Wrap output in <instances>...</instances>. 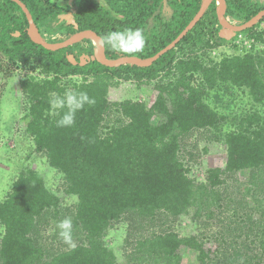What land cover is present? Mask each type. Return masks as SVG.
Wrapping results in <instances>:
<instances>
[{"label": "trees", "instance_id": "1", "mask_svg": "<svg viewBox=\"0 0 264 264\" xmlns=\"http://www.w3.org/2000/svg\"><path fill=\"white\" fill-rule=\"evenodd\" d=\"M23 1L48 34L77 31L74 24L61 20L64 9L52 0ZM202 1L106 0L102 5L83 0L73 17L79 30L92 29L101 37L141 29L143 50L121 53L105 44L106 53L111 59L149 57L183 31ZM228 3L229 15L238 23L263 8L255 0ZM261 23L239 32L259 44L245 50L233 42V52L216 61L209 51L228 41L219 35L215 0L176 47L151 66L108 67L94 58L96 44L90 39L56 51L35 43L21 7L13 0H0V70L6 59L32 71L20 80L26 96V132L35 151L64 176L63 193L77 198L75 207L63 208L61 196L48 188L38 171H21L0 200V264H118L105 237L121 223L127 226L126 249L136 264H184L185 249L197 252L193 264H264V188L258 185L264 172ZM70 54L77 64L68 59ZM84 54L89 58L82 65ZM117 80L139 86L153 83L158 95L151 104L131 98L111 101L109 91ZM69 88L86 92L95 103L77 111L73 125L59 127L57 121L67 108L52 115L50 101ZM236 90L252 102L250 109L236 112L228 122ZM155 116L161 117L157 124L152 122ZM197 129L214 132L228 145L225 166L209 168L203 181L190 175L193 165L186 147ZM242 170L250 171L247 191L252 205L239 203L224 188L229 177ZM230 206L235 208L232 213ZM187 215L198 222L199 231L187 234L175 228ZM66 217L73 221L74 248L64 243L55 227ZM48 229L50 234L43 235Z\"/></svg>", "mask_w": 264, "mask_h": 264}, {"label": "rangeland", "instance_id": "2", "mask_svg": "<svg viewBox=\"0 0 264 264\" xmlns=\"http://www.w3.org/2000/svg\"><path fill=\"white\" fill-rule=\"evenodd\" d=\"M57 5L64 9L63 14H74L78 5L83 4V0H52ZM99 4L106 5V0H93ZM264 27V22L260 24L259 29ZM65 32H55L46 35V38L53 40H63L67 38ZM46 39V40H47ZM97 44V43H96ZM229 53L233 51L231 46L226 45ZM259 49H264V45L259 46ZM206 50V49H205ZM2 69L0 70V200L7 197L12 189L13 182L18 177L19 173L29 168L35 169L44 178L48 188L54 193L61 196V205L63 208L75 207L77 198L63 193L64 176L48 163L46 156L43 153L35 151L34 141L26 132L27 119L26 99L20 88V80L28 77L32 71L27 66H16L9 64L6 60L1 61ZM35 76L40 72L34 71ZM73 79V78H72ZM170 78H166L168 81ZM71 79L67 78V83L71 84ZM158 80V79H157ZM156 81V80H155ZM241 94V92H240ZM158 95V87L152 83L148 86H139L136 81L117 80L113 83L109 91L111 101H123L125 99H142L149 104L153 103ZM235 109L229 113V109L223 106L224 113H229V121H232L234 114L243 112L244 109H250L251 97L247 94L239 96V90L235 91ZM260 108V107H255ZM264 115V106L260 109ZM112 116L116 113L113 111ZM161 121L160 116L152 118L154 124ZM226 128V127H225ZM221 137H217L214 132H207L202 129L194 131L186 141L187 151L189 154V165H193L191 176L197 181H203L205 178L204 172L209 168L224 167L227 159L228 145L224 143ZM197 164V165H195ZM199 168V170H197ZM263 175L261 176V174ZM260 174L261 179H258V185L264 188V172ZM250 171L242 170L234 173L229 177L224 188L232 192L233 197L239 203L243 201L253 204L252 194L247 191L250 183ZM254 192V190L252 191ZM228 212H234L235 208L230 206ZM242 211H239V213ZM52 226L54 224L52 223ZM198 222L191 218L190 215L183 216L175 225V228L183 233H194L199 231ZM219 226H217L218 228ZM3 228H0V232ZM51 229L43 231V235L50 234ZM127 226L124 223L118 225L117 228L110 229L105 237L106 244L114 250L117 256L118 264H136L135 260L129 256L126 246ZM197 252L194 250H183L184 264H193L196 259Z\"/></svg>", "mask_w": 264, "mask_h": 264}, {"label": "water", "instance_id": "3", "mask_svg": "<svg viewBox=\"0 0 264 264\" xmlns=\"http://www.w3.org/2000/svg\"><path fill=\"white\" fill-rule=\"evenodd\" d=\"M15 1L24 11L26 14V17L29 22V34L31 39L37 43L42 45L48 50L56 51L59 49H63L69 46H73L79 42L84 41L85 39H90L97 45H95V52H94V58L97 59L101 64L108 66V67H121L125 65H138V66H151L153 63H155L162 55H164L169 50L176 47V45L183 39V37L188 34L190 30L193 29V27L202 19V17L205 15L206 11L208 10L209 6L214 0H203L200 9L195 14L193 19L189 22V24L183 29V31L167 46H165L163 49H161L159 52H157L153 56L149 57H141L138 55H130V56H122L117 59H111L107 56L106 53V47L105 43L101 42V35H99L96 31L92 29H84L79 30V25L74 19L73 15L70 13H66L61 15L62 20H68L72 24H74L77 31L67 38L58 41V42H50L46 40L40 33L39 28L34 21V18L25 2L23 0H13ZM166 1V0H165ZM219 14H220V23L222 26L221 36L224 38H230V34L232 33H238L240 31H243L245 29L251 28L258 24L261 19L264 17V9L259 11L254 17H252L250 20L246 21L245 23L239 24L237 27H233L231 24L228 23V16H229V3L228 0H223L222 4L219 8ZM89 56L86 54L81 56V62L80 64L85 65L88 61L87 59ZM68 59L74 63L77 64V60L75 59L73 54L68 55Z\"/></svg>", "mask_w": 264, "mask_h": 264}, {"label": "clouds", "instance_id": "4", "mask_svg": "<svg viewBox=\"0 0 264 264\" xmlns=\"http://www.w3.org/2000/svg\"><path fill=\"white\" fill-rule=\"evenodd\" d=\"M101 42L109 45L114 51H119L121 53H135L143 50L146 39L141 29L128 28L122 31L109 32L106 36L101 37ZM8 63L10 64V62ZM94 103V99L90 98L86 92H76L69 88L64 92L63 96H54L51 99V114L57 115V110L67 108V112H65L57 121V126L68 127L73 125L77 111L83 109L85 104ZM55 227L59 230V237L64 241V243L74 248L75 243L72 238V219L70 217H66L58 221Z\"/></svg>", "mask_w": 264, "mask_h": 264}, {"label": "built area", "instance_id": "5", "mask_svg": "<svg viewBox=\"0 0 264 264\" xmlns=\"http://www.w3.org/2000/svg\"><path fill=\"white\" fill-rule=\"evenodd\" d=\"M237 22H235L236 24ZM235 37H238L237 39H235ZM236 43L239 45V47L241 49H245V50H249L253 44H259L257 43V41L255 40V38L252 37H248L247 35H244L243 33H239L237 35L234 36V38L229 39L228 42L226 43H221L218 46H214V48H212L209 53L211 54V56L216 60V61H220L222 56L225 53H229L226 49V45L231 46V48L233 49L234 47H232V43ZM233 52V51H232Z\"/></svg>", "mask_w": 264, "mask_h": 264}, {"label": "flooded vegetation", "instance_id": "6", "mask_svg": "<svg viewBox=\"0 0 264 264\" xmlns=\"http://www.w3.org/2000/svg\"><path fill=\"white\" fill-rule=\"evenodd\" d=\"M165 1V0H164ZM215 1V0H214ZM256 2H258L259 4H263L262 6H263V8L262 9H264V0H255ZM24 2V1H23ZM216 3H217V5H218V15H219V20H220V14H219V8H220V4H219V2H218V0H216ZM22 9V8H21ZM24 12V11H23ZM15 13H18V14H20V12L19 11H15ZM63 15V14H62ZM228 23L229 24H231L233 27H237L239 24H242V23H238V20L237 19H235V18H232L230 15L228 16ZM262 19H264V17L262 18ZM261 19V20H262ZM62 20V19H61ZM35 21V20H34ZM66 22H69L68 20H66ZM235 22H237L236 24H235ZM29 23V22H28ZM69 23H71V22H69ZM259 23H261V21L259 22ZM258 23V24H259ZM263 23V22H262ZM37 24V23H36ZM72 24V23H71ZM221 24V23H220ZM38 26V28H39V31H40V33H41V35L45 38V39H47L46 38V35L48 36V33L47 32H45L44 31V29L42 28V27H40L39 25H37ZM27 31H28V33H29V25H28V27H27ZM221 31H222V26H221V28H220V30H219V35L221 36ZM66 33V35H68V36H70L71 34H69V33H67V32H65ZM239 33V32H238ZM238 33H232V34H230L231 36H230V38H224V37H222V38H224V39H226L227 41L229 40V39H232V38H234V36L235 35H237ZM14 34L15 35H17V36H20V31H16V32H14ZM30 35V34H29ZM48 40V39H47ZM49 41V40H48Z\"/></svg>", "mask_w": 264, "mask_h": 264}, {"label": "bare ground", "instance_id": "7", "mask_svg": "<svg viewBox=\"0 0 264 264\" xmlns=\"http://www.w3.org/2000/svg\"><path fill=\"white\" fill-rule=\"evenodd\" d=\"M222 1H223V0H218V2H219L220 5L222 4ZM95 44H96V43H95ZM96 45H97V44H96Z\"/></svg>", "mask_w": 264, "mask_h": 264}]
</instances>
